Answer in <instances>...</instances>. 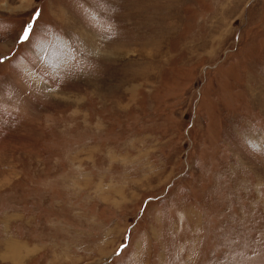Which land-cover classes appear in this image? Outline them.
<instances>
[{
	"label": "rangeland",
	"instance_id": "rangeland-1",
	"mask_svg": "<svg viewBox=\"0 0 264 264\" xmlns=\"http://www.w3.org/2000/svg\"><path fill=\"white\" fill-rule=\"evenodd\" d=\"M0 60V264H264V0H0Z\"/></svg>",
	"mask_w": 264,
	"mask_h": 264
},
{
	"label": "snow or ice",
	"instance_id": "snow-or-ice-1",
	"mask_svg": "<svg viewBox=\"0 0 264 264\" xmlns=\"http://www.w3.org/2000/svg\"><path fill=\"white\" fill-rule=\"evenodd\" d=\"M41 15H42L41 11L36 10V12H34L33 14L32 21H35V23L38 25ZM32 21L27 23L22 34L19 36L18 39L20 42L27 43L30 41L31 35L34 34V25ZM0 62H2V60H0Z\"/></svg>",
	"mask_w": 264,
	"mask_h": 264
}]
</instances>
